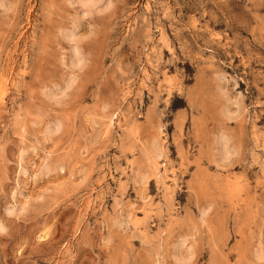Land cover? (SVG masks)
<instances>
[{
  "label": "rangeland",
  "instance_id": "obj_1",
  "mask_svg": "<svg viewBox=\"0 0 264 264\" xmlns=\"http://www.w3.org/2000/svg\"><path fill=\"white\" fill-rule=\"evenodd\" d=\"M83 10L0 0V264H264V0Z\"/></svg>",
  "mask_w": 264,
  "mask_h": 264
},
{
  "label": "bare ground",
  "instance_id": "obj_2",
  "mask_svg": "<svg viewBox=\"0 0 264 264\" xmlns=\"http://www.w3.org/2000/svg\"><path fill=\"white\" fill-rule=\"evenodd\" d=\"M101 1V0H100ZM108 1V0H107ZM78 2L80 3V5L84 8V10L83 11H86L87 13L89 12V11H91L92 10V8L94 7L95 8V6L99 3V0H78ZM149 2V1H148ZM51 4V3H50ZM103 9V8H102ZM92 12V11H91ZM89 14V13H88ZM87 14V15H88ZM150 33V32H149ZM67 34V33H66ZM68 36H71L72 37V32H70L69 34H68ZM69 40H72V38H69ZM75 43V42H74ZM73 49H74V57H72V60H73V64L72 65H75L74 67H76V66H79L80 64H81V62H82V60L84 59V58H82V55H81V53H80V51H79V49H78V46L75 44L74 45V47H73ZM74 58V59H73ZM230 111V110H229ZM224 112V111H223ZM182 113V112H181ZM180 113V114H181ZM234 113V112H233ZM222 114V113H221ZM183 115V114H182ZM220 115V114H219ZM227 115V114H226ZM237 115V114H236ZM229 117V116H228ZM181 124V123H180ZM179 126V125H178ZM178 128V127H177ZM222 136V135H221ZM251 137V136H250ZM213 138V137H212ZM220 138L221 137H219V140H220ZM223 139H227V138H224V136H223ZM222 138H221V140H223ZM235 139V138H234ZM226 142V141H225ZM239 143V142H238ZM223 144V143H222ZM152 146V145H151ZM215 146H217V145H215ZM219 146V145H218ZM246 147V146H245ZM164 148V147H163ZM222 149H221V154H223L224 156H227L228 154H229V150L227 149V147H226V144H223L222 145V147H221ZM231 148V147H230ZM219 150V149H218ZM155 151H157V150H155ZM252 151V150H251ZM163 152V151H162ZM219 152V151H218ZM232 153H233V151H232ZM231 153V154H232ZM155 154H157V152H155ZM161 154V153H160ZM160 154H157V156L159 157L160 156ZM163 156H166V155H163ZM230 156V155H229ZM243 156V155H242ZM228 157V156H227ZM163 158V157H162ZM228 158H230V157H228ZM223 159H224V157H223ZM246 159V158H245ZM225 160H226V158H225ZM242 160V159H241ZM237 164V163H236ZM228 167V166H227ZM213 178V177H212ZM209 181V180H208ZM234 181V180H233ZM219 184V183H218ZM208 188H209V186H207ZM233 187H235V186H233ZM225 188V187H224ZM222 189V188H221ZM222 191V190H221ZM221 191L219 192L220 194H221ZM220 201V200H219ZM227 203V202H226ZM236 212H237V210H236ZM234 214V213H233ZM233 220V219H232ZM204 224V223H203ZM214 227V226H213ZM222 235V234H221ZM215 243V242H214ZM181 245V244H180Z\"/></svg>",
  "mask_w": 264,
  "mask_h": 264
}]
</instances>
